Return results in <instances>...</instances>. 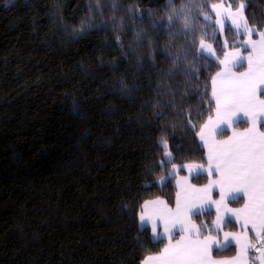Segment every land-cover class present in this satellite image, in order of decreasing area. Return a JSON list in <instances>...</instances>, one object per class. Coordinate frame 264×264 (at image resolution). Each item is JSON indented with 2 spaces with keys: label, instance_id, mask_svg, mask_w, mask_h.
<instances>
[{
  "label": "trees",
  "instance_id": "trees-1",
  "mask_svg": "<svg viewBox=\"0 0 264 264\" xmlns=\"http://www.w3.org/2000/svg\"><path fill=\"white\" fill-rule=\"evenodd\" d=\"M112 2L0 0V264H140L166 244L140 227L142 206H174L177 196L175 178L159 184L172 167H158L161 132L175 165L206 164L180 111L200 97L185 94V67L172 63L185 37L161 27L168 0ZM242 2L259 27L264 0ZM85 19L100 27L73 34ZM213 36L221 38L205 39ZM226 36L230 45L238 38L228 28ZM197 75L202 88L203 67ZM204 176L192 182L204 185ZM194 218L209 227L214 212Z\"/></svg>",
  "mask_w": 264,
  "mask_h": 264
},
{
  "label": "snow or ice",
  "instance_id": "snow-or-ice-1",
  "mask_svg": "<svg viewBox=\"0 0 264 264\" xmlns=\"http://www.w3.org/2000/svg\"><path fill=\"white\" fill-rule=\"evenodd\" d=\"M168 6L167 24L162 23L161 27L171 30L179 26L178 34L185 37V44L172 63L185 67L188 78L185 94L191 92L194 97H200L194 110L185 112L183 107L180 109L184 114L183 123L207 146L206 167L203 164L181 167H195L198 179L200 173L206 174L205 179L213 175L218 178L203 188L189 184L183 197L177 199L175 211L162 200L155 201V206L147 214L144 210L153 202L148 201L142 206L139 213L141 223L151 221L153 236L159 239L163 235L169 243L162 253L147 256L140 264H249L250 255L252 264H264V21L259 27L255 19L250 24L244 15L242 0L234 10L232 4L226 5L224 0L216 3L188 0L178 9L173 0H168ZM112 7H116L115 0ZM92 11L90 7L89 12ZM96 12L102 14L99 8ZM194 21L200 23L194 24ZM225 21L229 22L227 28L233 37L244 36L246 39L233 40L231 45L227 36L223 39L213 36L211 41L205 39L214 31L222 35ZM93 27L100 26L85 19L79 28L73 29V34L82 35ZM115 28L113 25V30ZM253 35L258 39H253ZM189 67L190 72L186 70ZM201 67L208 79L202 88L192 84L193 80L196 84L203 82L197 75ZM211 68L218 70L213 74ZM184 103L193 107L190 101ZM241 127L243 131L238 130ZM229 129L231 135L227 134ZM167 135L162 131L158 140V148L165 155L158 167L165 172L167 166L172 165L169 175L174 178L178 157H173L167 150ZM177 151H180L178 146ZM213 189L218 190V200L211 197ZM229 200L243 206L230 208ZM205 204L215 205V236L210 234L207 225H197L193 220L194 214H202ZM232 218L239 222L240 232L223 231L225 223H233ZM156 220L163 221V233L157 232ZM232 242L239 245V256L231 261L212 260L211 245L228 249Z\"/></svg>",
  "mask_w": 264,
  "mask_h": 264
},
{
  "label": "rangeland",
  "instance_id": "rangeland-1",
  "mask_svg": "<svg viewBox=\"0 0 264 264\" xmlns=\"http://www.w3.org/2000/svg\"><path fill=\"white\" fill-rule=\"evenodd\" d=\"M226 4V3H225ZM227 5V4H226ZM244 5H245V3H244ZM235 8H233V10H234ZM244 15H245V9H244ZM215 18V17H214ZM228 21H225V25H226V27H225V30H224V32H223V34L221 35L218 31V34L221 36V38L223 39V37L224 36H226V29H227V25H228ZM217 28H218V26H217ZM243 39H246V37H244V36H238V38H237V40H243ZM253 39H258V37L256 36V35H253ZM259 126V125H258ZM239 131H243V127H241L240 129H238ZM231 129H229L228 130V132H227V134L228 135H231ZM224 138H227V137H224ZM217 139H220V137H217ZM198 140H199V137H198ZM199 142H200V144H201V146L205 149V153H206V155H205V157H206V160H207V146L206 145H204L203 144V142L202 141H200L199 140ZM168 151H170L169 149H167ZM164 159H165V155H164ZM191 165H201V164H199V163H190ZM186 165H189V164H186ZM185 165V166H186ZM176 166V168H177V171H176V173H175V179H174V183H175V185H176V187H177V190H178V198H182L183 197V195L186 193V191H187V189H188V185L189 184H191V185H194L196 188H203V187H205L211 180H213V179H217L218 178V176H216V175H213V176H211V177H208L207 178V182L204 184V185H196V184H194L193 182H192V179L194 178V177H196L197 176V169L195 168V167H193L192 169H188L187 167H181V165H175ZM207 165L205 164V167H206ZM181 171H185V173H181ZM172 172V167L170 168V170H169V172H168V174L166 175V176H164V177H162L160 180H159V184L160 185H162V184H165L166 183V181H167V179L168 178H170V173ZM200 175H206L205 173H200ZM165 182V183H161V182ZM182 189H184V191H182ZM211 197H212V199L213 200H218L219 199V196H218V190L217 189H213L212 190V192H211ZM158 200H162V201H165V200H163V199H158ZM246 202V201H245ZM228 207H230V208H239V207H242L243 205H242V203H236V202H233V201H231V200H229L228 202ZM168 205V204H167ZM242 205V206H241ZM169 206V205H168ZM154 206H150L149 205V209H147V210H144L145 212H146V214L148 213V212H150L151 211V209L153 208ZM169 207H171L172 209H173V211H175V207L173 208V206H169ZM208 210H212L213 212H214V220H213V224L211 225V226H207L208 227V229L210 230L211 229V231L213 230V231H215V229H214V224H215V220H216V209H215V205H208V204H205V207H204V209L202 210V212H206V211H208ZM233 219V222H235L236 224H237V227H238V229L237 230H235V231H231V230H229L228 228H226V225H227V223H225V225H224V227H223V231H227V232H240L241 231V227H240V224H239V222H237V221H235V219L234 218H232ZM139 221H140V219H139ZM156 223H157V225H158V227H157V232L158 233H163V221H161V220H156ZM204 225H207L206 223H203ZM139 225H140V227L141 228H145V227H149L150 228V230H151V221H149V220H146V221H144L143 223H141V221H140V223H139ZM151 234H152V231H151ZM221 235H222V233H221ZM249 235H251V232H249ZM167 239V237H165V236H163V235H161L160 236V238L159 239ZM152 239H156V240H158L157 238H155L154 236H153V234H152ZM235 242H232L231 244H234ZM238 249L240 250V247H239V245H238Z\"/></svg>",
  "mask_w": 264,
  "mask_h": 264
},
{
  "label": "crops",
  "instance_id": "crops-1",
  "mask_svg": "<svg viewBox=\"0 0 264 264\" xmlns=\"http://www.w3.org/2000/svg\"><path fill=\"white\" fill-rule=\"evenodd\" d=\"M177 199H178V190H177L176 201H177ZM157 200H158V199L149 200V201H152V202H153V204L150 205V206H155V201H157ZM176 201H175V205H176ZM146 202H148V201H146ZM146 202H145V203H146ZM145 203H144V204H145ZM175 205L173 206V208L175 207ZM242 205H243V204H242ZM242 205H241V206H242ZM160 207H162V206H160ZM204 213H205V212H202V214H204ZM200 214H201V212H197L196 214H194V215H193V220L195 221V223H196L197 225L203 226V224H199V223L195 220V218H194L196 215H200ZM202 214H201V215H202ZM214 217H215V216H214ZM139 223H140V221H139ZM212 224H213V221H212ZM212 224H211V225H212ZM147 227H148V226H147ZM210 230H211V229H210ZM212 231H213V230H212ZM214 232H215V231H214ZM210 234L213 235V236H215V235H216V232H215V233H211V232H210ZM154 240H156V239H154ZM165 241H166V244H165V247H166V246L168 245L169 241H168V239H166V238H165ZM172 243H175V240H173ZM231 246L235 247V253H234V255H232V256H230V257H217V256H215V254H214L215 251H217V250L220 251V250H224V249L218 248L217 245H215V244L211 245V253H210V254H211V258H212V260H213V261H231V260H233L235 257L239 256V254H240V250L238 249V245L234 243V244H231L230 247H231ZM165 247H164V248H165ZM164 248H163V249H164ZM162 252H163V250H162L160 253H162ZM160 253H159V254H160ZM159 254L152 255V256H157V255H159ZM249 264H252V262H251V255L249 256Z\"/></svg>",
  "mask_w": 264,
  "mask_h": 264
}]
</instances>
